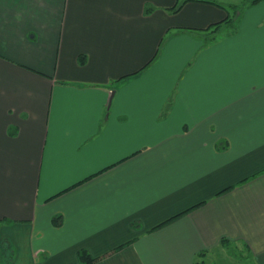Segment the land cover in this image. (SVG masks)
<instances>
[{
	"label": "crops",
	"instance_id": "crops-1",
	"mask_svg": "<svg viewBox=\"0 0 264 264\" xmlns=\"http://www.w3.org/2000/svg\"><path fill=\"white\" fill-rule=\"evenodd\" d=\"M223 239L264 264V0H0V264Z\"/></svg>",
	"mask_w": 264,
	"mask_h": 264
},
{
	"label": "rangeland",
	"instance_id": "rangeland-1",
	"mask_svg": "<svg viewBox=\"0 0 264 264\" xmlns=\"http://www.w3.org/2000/svg\"><path fill=\"white\" fill-rule=\"evenodd\" d=\"M230 249L228 248L227 250L225 248L223 251L221 249L219 252L216 251V253H212L213 255L209 259L208 263L209 264H254L252 260L246 257L245 253L243 254V252L237 250L236 247L232 251H230ZM7 257L8 255L4 256L5 264L10 263Z\"/></svg>",
	"mask_w": 264,
	"mask_h": 264
},
{
	"label": "trees",
	"instance_id": "trees-1",
	"mask_svg": "<svg viewBox=\"0 0 264 264\" xmlns=\"http://www.w3.org/2000/svg\"><path fill=\"white\" fill-rule=\"evenodd\" d=\"M255 2H257V0H253V3H255ZM181 5H179L178 7H176L175 10H178L181 7ZM223 22L224 23H227L232 28H235L236 27L235 20L234 19H231L229 17L226 18ZM223 22L216 23V24H214L212 26H214L215 27V30L217 31L218 28H220L222 26ZM226 242H229V241L227 239H223V244L224 245L226 244ZM226 246H227V248H230L231 243H227ZM79 259H80L81 264H93V263H95L96 261L99 260V258L92 257L91 254L87 250H82V251L79 252Z\"/></svg>",
	"mask_w": 264,
	"mask_h": 264
}]
</instances>
